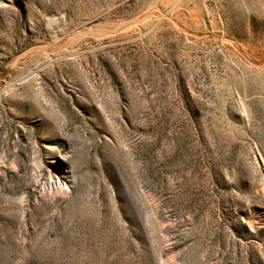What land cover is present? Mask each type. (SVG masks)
Returning a JSON list of instances; mask_svg holds the SVG:
<instances>
[{
  "label": "rangeland",
  "instance_id": "374dc122",
  "mask_svg": "<svg viewBox=\"0 0 264 264\" xmlns=\"http://www.w3.org/2000/svg\"><path fill=\"white\" fill-rule=\"evenodd\" d=\"M0 264H264V0H0Z\"/></svg>",
  "mask_w": 264,
  "mask_h": 264
},
{
  "label": "bare ground",
  "instance_id": "6f19581e",
  "mask_svg": "<svg viewBox=\"0 0 264 264\" xmlns=\"http://www.w3.org/2000/svg\"><path fill=\"white\" fill-rule=\"evenodd\" d=\"M43 189H54V188H65L66 185H64L59 177L49 176L48 179L42 184Z\"/></svg>",
  "mask_w": 264,
  "mask_h": 264
}]
</instances>
